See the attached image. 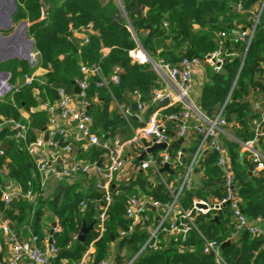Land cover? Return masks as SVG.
<instances>
[{
  "label": "trees",
  "instance_id": "obj_1",
  "mask_svg": "<svg viewBox=\"0 0 264 264\" xmlns=\"http://www.w3.org/2000/svg\"><path fill=\"white\" fill-rule=\"evenodd\" d=\"M257 1L16 0L18 8L13 21H28L29 35L41 55L39 67L47 70L40 77L42 82L26 85L22 84L24 75L34 70H30L25 62L19 59L0 62V70L11 71L13 82L19 83L17 89L0 97V211L20 237L25 224L33 221L35 234L40 240L44 238L43 207L47 206L60 226V230L52 235L58 248L53 264H60L62 259L76 264L92 242L95 247L93 258L109 259L115 240L119 241L120 248H127L126 258L128 262L133 260L131 264H264V236H252L246 231H241L238 238H232L230 243L221 246L219 256L214 252H204L206 240L215 239L222 244L236 232L230 205L220 212L214 209L205 213L193 210L199 232L192 230L185 240L163 232L151 237L147 227L153 220L144 222L135 232L122 237L121 231L128 230L132 222L126 217V202L131 194H146L163 204L172 200L160 175L152 170L138 171L134 177L112 187L113 198L108 206L105 231L100 235L96 222L83 242L77 239L83 221L91 224L96 210L105 200L104 191L97 185L84 191L78 190L76 184L66 187L59 201H46L40 196L34 203L19 197L11 206L1 199L5 179L7 183L15 181L23 191L30 187L28 182L32 181L35 189L40 191L39 176L24 141L16 138V130L4 124V120L10 118L24 123L28 127V141L42 133L50 113L45 108L33 109L38 105L37 89L42 100L54 102L60 87L74 94V82L83 78L81 60L97 64L105 77H109L115 67H120V81L111 84L110 89L98 87L99 76L92 75L86 99L94 132L103 139L116 134L127 136L140 122L133 113L125 118L119 107L130 106L132 112L136 110V102L131 98L134 90L141 92L143 103L150 104L152 91L162 85L150 65L132 63L129 51L137 42L152 57L171 63L184 56L202 59L218 48L220 31H233L247 21L248 10ZM239 3L242 11L237 9ZM88 24H91L89 42L83 44L74 30ZM226 46L235 49L239 55L227 59L220 71L205 67L200 107L210 118L223 108L222 115L229 123L226 128L237 136L236 139L224 134L223 141L235 174L236 191L243 212L251 220L264 219V168L255 171L254 163L241 146L253 136L251 120L260 115V111L253 108L252 100H262L264 105V13L243 63L241 56L246 50L245 45L227 40ZM104 49L108 52L105 53ZM180 109L172 106L165 112ZM23 111L29 112L28 119L22 117ZM199 143L200 136H197L184 149V164H190L195 158L194 169L197 171L193 174L203 173L190 189L181 194L179 203L184 209H190L195 200L212 204L225 196L223 171L216 164L217 154L210 150L196 154ZM258 145L264 151L263 139H258ZM82 146L79 144L75 150L77 159L100 160L101 149L94 145ZM159 151L156 149L153 153L157 155ZM7 159L12 163V176L4 170ZM182 172V168H177L174 173L165 171L162 175L168 178L169 183H177L179 180L176 179ZM61 249L65 251L60 253ZM121 256L118 255L119 259Z\"/></svg>",
  "mask_w": 264,
  "mask_h": 264
},
{
  "label": "built area",
  "instance_id": "obj_2",
  "mask_svg": "<svg viewBox=\"0 0 264 264\" xmlns=\"http://www.w3.org/2000/svg\"><path fill=\"white\" fill-rule=\"evenodd\" d=\"M237 9L242 11L243 8L240 3L237 4ZM263 13L264 0H260L254 10H248L247 21L244 24L233 31L222 30L219 32L218 48L207 53L202 59L196 56H184L178 62L171 63L162 58L152 57L137 42L136 46L129 51L132 63L150 65L157 73L162 85L152 91L150 104L143 103L141 92L134 90L131 98L136 102V110L132 112L130 106L119 107L125 118L128 119L133 113L140 122V125L133 127L131 134L127 136L116 134L103 139L94 132L92 130V116L88 111L89 102L86 99L92 75L99 76L98 87L110 89L111 84L119 83L122 69L115 67L110 76L105 77L97 64H88L81 60L80 70L83 73V78L76 82L81 89L80 93L73 94L68 92L65 87H60L54 102H50L49 99H41L34 108V110L45 108L50 113L48 123L45 126L46 129L42 131L43 134L28 141V127L24 123L13 118L4 120V124L16 130V138L24 141L25 148L33 159L39 176L40 191L35 189L32 181L28 182L30 187L26 191L21 190L15 182L9 181L2 190V201L9 205L13 198L23 197L35 203L40 196H43V185L48 176L62 180L75 177L80 173L89 174L92 169H95L99 173L97 187L104 191L105 199L97 218V229L101 235L105 231L108 206L113 198L112 187L116 185L115 179L126 166L127 155L130 150L136 149L139 156L143 151L145 152L143 159L138 161V168L144 172L152 170L159 174L172 200L170 203L163 204L146 194H131L126 202V217L132 222L128 230L121 231L122 237L135 232L139 225L143 226L145 212L149 207H152L164 208L165 214L158 219L157 225L150 231L151 237L163 232L185 240L192 230L199 232L192 213L193 210L205 213L214 209L220 212L226 205H230L232 210L237 227L236 233L246 231L252 236H264V230L258 224L264 219L261 217L254 220L248 218L243 212L241 200L236 191L235 174L223 141L226 126L229 125L222 115L223 108L214 118H210L192 96L195 73L199 67L208 65L214 71H220L227 59L239 55L235 49L226 46L227 40L241 42L245 45L246 50L241 56L242 63L244 62L246 51L256 35ZM90 28L91 24H88L84 28L74 30L75 36L81 38L83 44L89 42ZM35 82H42V80L36 74L31 73L24 75L22 84L33 85ZM14 88L17 89L18 85L12 86V90ZM35 93L39 94L38 89ZM75 97L80 100V106L75 105ZM165 98L168 99V103L161 104L160 102ZM252 104L255 110L260 111V115L251 120L253 136L242 142L241 146L242 151L254 163V170L258 172L264 168V151L258 145V139L264 140V105L259 99L252 100ZM172 106H179L181 109L166 113L165 110ZM45 133L48 134L47 140L44 138ZM197 136H200V143L196 154L203 152L204 148L217 154L216 164L223 171L225 196L212 204L195 200L192 204L193 208L184 209L180 206L179 198L185 189H190L193 186L195 158L190 164H184L185 148L183 143ZM179 138H183V143H180L170 152L171 144ZM76 139L82 140L85 147L94 145L103 151L106 161L103 167H99L97 160L85 161L77 158L64 160L61 164L56 163L54 152L59 150L64 154L63 156L70 155L76 150L74 143ZM143 140L147 141V145H144ZM162 142L167 144V148L159 149L157 155L147 151L153 144ZM165 164H169L172 173L177 168H182L183 172L176 179L179 180L177 183H169L168 178L162 175L165 171L161 172L160 169ZM166 172L168 171L166 170ZM198 202H206L209 207L206 209L199 207ZM174 206L177 207V215L170 219L169 214ZM29 229L30 232L27 237H20L8 222L0 220V235L4 234L8 246L6 250H3L0 243V254L6 255V257H0V264H53V258L58 253V248L52 235L60 229L57 226L52 228L42 246L39 245V237L32 231L31 225ZM236 233H233L231 238H235ZM221 245L215 239L206 240L204 252H214L219 256ZM132 261L127 264H131ZM76 264H113V262L111 259L95 260L90 257V252H86Z\"/></svg>",
  "mask_w": 264,
  "mask_h": 264
},
{
  "label": "crops",
  "instance_id": "obj_3",
  "mask_svg": "<svg viewBox=\"0 0 264 264\" xmlns=\"http://www.w3.org/2000/svg\"><path fill=\"white\" fill-rule=\"evenodd\" d=\"M259 1H257L250 9L254 10L258 6V2ZM241 25L242 24H239V26H241ZM104 52L107 53L108 49H104ZM206 66H208V65H203V66L199 67L198 70H196V73H195V82H194V87H193V91H192V96H193L194 100L196 102H198L199 104H200L199 98L201 96V92H202V88H203V84H204V79H205V67ZM46 72H47L46 69H44L42 67H38V68H36L34 70L33 73L36 74L40 78ZM262 78H264V74H263ZM18 84H19L18 82H15L14 84H11V85L15 86V85H18ZM11 90H12V87H11ZM35 96H36V98L38 100V104H39L40 101H41V98L36 93H35ZM74 103L77 106L81 105L80 104V100L78 98H76V97L74 98ZM29 116H30V114H29L28 111H23L22 112V117L24 119H28ZM225 130H226L225 133L227 135L237 139V136L233 132H231L227 128ZM41 134H43V133H41ZM37 137H38V135H37ZM194 139L195 138H192V139L190 138V140H187L184 143L182 141L181 143H183L184 148H185ZM175 142H177V141H175ZM74 143H75V149L76 148L78 149V145L79 144L83 145L82 146L83 148H86L84 146V142H82V140L76 139ZM203 150L204 151L201 152V153H204V152L208 151L207 148H204ZM54 155H56V157H55L56 163L57 164H61L64 160L71 159V158L75 159L77 157V151H74L70 155L63 156L64 154L61 151L59 152V150L58 151L56 150L54 152ZM139 157H140L139 154L136 153V149L130 150V152L127 155L126 166L124 167L123 171L120 174L117 175V177L115 179V184L116 185L120 184L121 182H124V181L128 180L129 178L134 177L137 174L138 171H142V170H140L138 168ZM100 160H101V165H99V167H103V165L106 162L103 153H102V156H101ZM100 160H99V162H100ZM32 162H33V165H34L33 159H32ZM34 167H35V165H34ZM11 169H12V163H11V161L9 159H7V161L5 162V165H4V170H5V172H9V175H10L12 173ZM35 170H36V167H35ZM196 171L197 170L195 169L194 172H196ZM202 174L203 173L193 175V182L198 181L199 176L202 175ZM10 176H12V175H10ZM98 179H99V173H97V171L95 169H92L89 174L80 173V174H78L75 177L65 178V179H62V180H57V179H55L52 176H48V178L45 180L44 185H43V198H44V200L49 201L50 199H55L57 194L60 193V197L58 199V201H59L61 199L62 192H63V190L66 187H69V186H72V185L76 184L78 190L84 191V190H88L90 187L94 186V184L97 185V180ZM7 181H8L7 179L4 180V182H6V183H7ZM10 181H13V180H10ZM13 182H15V181H13ZM43 210H44V215H43V219L42 220H43V224L45 225V228L43 229L44 233H45V236H44L43 239H41V240L39 239V245H41V246L44 245V243H45L44 241H45L46 237L51 233V229L53 228V223L54 222H56V226L60 229V226H59V224L57 222V219L52 216V212L50 211V209L47 206H44ZM164 214H165V209L164 208H152V207H150V209H148L145 212V216H144L145 217L144 218L145 222L147 223L148 220H153V223L147 227L149 231H151L156 226V223L158 222V219L160 217H162ZM176 215H177V207L174 206L172 211H171V213L169 214V218L172 219ZM0 220L6 221V222L9 223V225H11V223L7 220V218L4 216V213L2 211H0ZM258 224L264 230V220L259 222ZM30 225H31L32 231L34 232V223H33V221H31L29 223H26L25 226H24L25 230H24L23 233H21L23 237H27L29 235V232H30L29 226ZM44 225H43V227H44ZM13 230L16 231L15 228H13ZM236 232H237V230H236ZM239 233L240 232L236 233L237 236L235 238H238V234ZM231 239H227V240H230V242H231ZM0 243L2 245L3 250H6L8 248L7 241H6V238H5L4 234L0 235ZM112 248H113L112 249L113 251H112L111 257L109 259L112 260L113 264L118 263V262H119L118 264H127L128 263V260L126 258L127 248L126 247L120 248L118 240H115V242H113ZM94 250H95V247H94V243L92 242L89 245V247H88L86 252H90V257L93 258ZM119 254L122 255L121 256L122 258H120V259L118 257ZM3 255L0 254V257H6V255L4 253H3ZM60 264H69V262H68L67 259H62L60 261Z\"/></svg>",
  "mask_w": 264,
  "mask_h": 264
},
{
  "label": "water",
  "instance_id": "obj_4",
  "mask_svg": "<svg viewBox=\"0 0 264 264\" xmlns=\"http://www.w3.org/2000/svg\"><path fill=\"white\" fill-rule=\"evenodd\" d=\"M17 10V3L16 0H0V23H4V26H0V30H9L13 27L14 21H13V14ZM27 27L28 22L27 21H21L16 28L12 32L2 34L0 33V62L7 60L9 58L18 57L20 59H27L31 63V69L35 70V68L39 67V64L41 62V55L38 49L35 46V42L33 39L28 37L27 33ZM18 51H24L25 56L18 55ZM10 78V72L8 71H0V96H4L11 90V83L9 82ZM74 93L79 94L81 89L79 85L74 82ZM161 104L168 103V99L165 98L160 102ZM46 127L43 128L45 130ZM44 138L47 140L48 134L45 133ZM183 141V138H179L177 142H173L169 148L170 152L172 149H174L177 144H180ZM144 145H147V141L143 140ZM167 144L165 142L153 144L150 146L147 151L153 152L156 149H166ZM145 155V152L143 151L139 157V160H142ZM99 165H101V160L99 162ZM170 171L169 164H165L160 171ZM12 175V173L10 174ZM60 197V193L57 194L55 197V201H58ZM17 198H13V200L10 202V205L13 206L16 202ZM197 205L202 208H208L209 205L206 202H198ZM193 208V206H191ZM99 216V209L95 212V219L94 221L87 225L85 221H83L81 228L77 234V239L81 242L85 241L88 233L95 228V224L97 222V218ZM157 225V223H156ZM56 226V222L53 223V228ZM10 227L13 229V224L10 225ZM16 232V231H15ZM230 243V240H227L226 242L222 243V247L226 244ZM65 249H61L60 253H63ZM119 263V262H118Z\"/></svg>",
  "mask_w": 264,
  "mask_h": 264
},
{
  "label": "rangeland",
  "instance_id": "obj_5",
  "mask_svg": "<svg viewBox=\"0 0 264 264\" xmlns=\"http://www.w3.org/2000/svg\"><path fill=\"white\" fill-rule=\"evenodd\" d=\"M17 8H18V5H17ZM21 21H27V20H25V19H19L18 21H16V22H14V25H13V27L11 28V29H9V30H0V33H2V34H6V33H9V32H12L13 30H14V28H16V26L21 22ZM28 22V21H27ZM2 24V23H1ZM0 26H4V23L2 24V25H0ZM27 33H28V37L29 38H31V39H33L30 35H29V32H28V27H27ZM21 53H25L24 51H21ZM10 59H13V60H16V59H19V60H22L23 62H25L26 63V65L28 66V68L30 69V70H32L31 68V62L29 61V60H27V59H20V58H18V57H14V58H9V59H7V60H10ZM37 68V67H36ZM35 68V69H36ZM0 71H8V70H0ZM33 71V70H32ZM8 72H10V78H9V82L11 83V84H14L15 82H13V80H12V76H13V74H12V72L11 71H8ZM1 97V96H0ZM198 97V96H197Z\"/></svg>",
  "mask_w": 264,
  "mask_h": 264
},
{
  "label": "bare ground",
  "instance_id": "obj_6",
  "mask_svg": "<svg viewBox=\"0 0 264 264\" xmlns=\"http://www.w3.org/2000/svg\"><path fill=\"white\" fill-rule=\"evenodd\" d=\"M0 25H2V24L0 23ZM17 53H18V55H21V56H25L26 55L25 53H21V51H18Z\"/></svg>",
  "mask_w": 264,
  "mask_h": 264
}]
</instances>
